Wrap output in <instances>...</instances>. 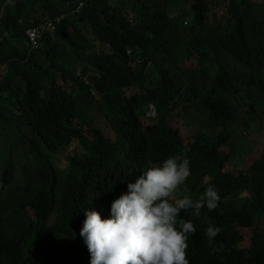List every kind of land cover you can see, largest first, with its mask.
Masks as SVG:
<instances>
[{
    "label": "trees",
    "instance_id": "1",
    "mask_svg": "<svg viewBox=\"0 0 264 264\" xmlns=\"http://www.w3.org/2000/svg\"><path fill=\"white\" fill-rule=\"evenodd\" d=\"M8 1L0 132L25 162L13 193L18 160L2 163L0 150V264H71L88 251L85 212L109 215L129 182L172 156L191 169L176 198L199 202L209 186L220 196L215 211L177 218L196 228L190 264H264V148L246 174L236 151L239 125L264 131V0ZM59 15L58 32L29 53L27 30ZM210 224L222 229L211 244Z\"/></svg>",
    "mask_w": 264,
    "mask_h": 264
},
{
    "label": "clouds",
    "instance_id": "2",
    "mask_svg": "<svg viewBox=\"0 0 264 264\" xmlns=\"http://www.w3.org/2000/svg\"><path fill=\"white\" fill-rule=\"evenodd\" d=\"M57 32L45 33L40 47L46 34ZM27 47L29 53L40 49H31L29 38ZM148 115L157 116L154 104ZM190 175L187 158L168 157L129 182L112 202L109 215L102 218L97 211H86L80 235L88 251L80 250L71 264H190L188 239L196 228L191 220L183 219L178 228L177 218L182 210L191 209L195 216H200L205 206L206 212L215 211L220 201L212 186L206 188L199 202L189 195L176 198ZM221 231L220 227L209 225L206 237L210 244Z\"/></svg>",
    "mask_w": 264,
    "mask_h": 264
},
{
    "label": "rangeland",
    "instance_id": "3",
    "mask_svg": "<svg viewBox=\"0 0 264 264\" xmlns=\"http://www.w3.org/2000/svg\"><path fill=\"white\" fill-rule=\"evenodd\" d=\"M258 1H262V0H257ZM224 19H220V23H223ZM177 31V30H176ZM176 41H178V38H176ZM160 74H159V71L158 70H153V77H159ZM229 127V126H228ZM221 129V127H219ZM230 128V127H229ZM201 129L205 132V133H209V131H211V133L213 132V125H212V122H210L209 118L208 117H205L203 122H202V126H201ZM242 133H241V136H238L237 139H236V145L239 149H236V151H240V156L243 157V160L241 161V169H242V172L244 174H246L248 172V169L246 168V165L244 163L247 162V158L250 156V155H253V154H256L258 150L264 148V131L260 132V131H256L254 133L252 132H244L245 129L242 128L241 125H239V128H238ZM242 129V130H241ZM218 131L214 132V133H217ZM255 139L256 142H259V144L261 145L259 148L257 149H252V150H249V145H248V137H250V139L252 138ZM14 139H10L8 137H6L5 135H3L1 132H0V150H1V162L4 163L6 162L8 159H9V156L12 152V142H13ZM12 155L13 157L18 160V158L16 157L15 153L12 152ZM25 162L23 160V158L19 159L17 164L19 166L18 168V172H17V181L10 187V191H12L13 193H17L18 192V188L22 185V181L24 179V171L21 167V163ZM0 186H2L1 182H0ZM185 189L187 190L188 189V186L187 185H184L182 186L181 190L184 192ZM17 196L18 194H16L15 196H13L12 198V201H15L17 200Z\"/></svg>",
    "mask_w": 264,
    "mask_h": 264
},
{
    "label": "built area",
    "instance_id": "4",
    "mask_svg": "<svg viewBox=\"0 0 264 264\" xmlns=\"http://www.w3.org/2000/svg\"><path fill=\"white\" fill-rule=\"evenodd\" d=\"M84 4L81 3L74 11L73 14H79ZM68 18L67 15H59L56 18L49 20L44 24L43 27H36L27 31L29 38V46L31 49H38L40 47V42L43 39L45 33L54 34L58 31L59 26Z\"/></svg>",
    "mask_w": 264,
    "mask_h": 264
},
{
    "label": "water",
    "instance_id": "5",
    "mask_svg": "<svg viewBox=\"0 0 264 264\" xmlns=\"http://www.w3.org/2000/svg\"><path fill=\"white\" fill-rule=\"evenodd\" d=\"M8 2L9 3H15L14 0H9ZM60 31H61L62 38L65 39V40H68L69 39V35H68L67 31L64 30V29H61Z\"/></svg>",
    "mask_w": 264,
    "mask_h": 264
}]
</instances>
